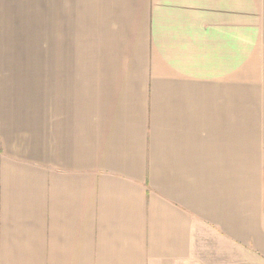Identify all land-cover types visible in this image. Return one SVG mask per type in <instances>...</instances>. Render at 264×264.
I'll return each instance as SVG.
<instances>
[{
	"label": "crops",
	"instance_id": "1",
	"mask_svg": "<svg viewBox=\"0 0 264 264\" xmlns=\"http://www.w3.org/2000/svg\"><path fill=\"white\" fill-rule=\"evenodd\" d=\"M0 264H264V0H0Z\"/></svg>",
	"mask_w": 264,
	"mask_h": 264
},
{
	"label": "rangeland",
	"instance_id": "2",
	"mask_svg": "<svg viewBox=\"0 0 264 264\" xmlns=\"http://www.w3.org/2000/svg\"><path fill=\"white\" fill-rule=\"evenodd\" d=\"M33 37L35 38V42H40L41 33L40 29H35ZM8 52L17 55L19 58L22 59V55H28L29 58L32 60L30 63L31 68L37 69L40 68V55H41V46L40 45H33V46H17V47H6ZM3 47V52L4 49Z\"/></svg>",
	"mask_w": 264,
	"mask_h": 264
}]
</instances>
